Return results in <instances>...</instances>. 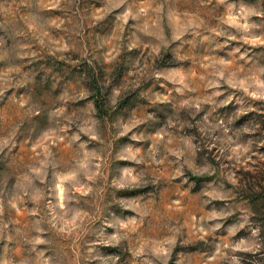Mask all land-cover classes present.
Segmentation results:
<instances>
[{
  "label": "rangeland",
  "instance_id": "1",
  "mask_svg": "<svg viewBox=\"0 0 264 264\" xmlns=\"http://www.w3.org/2000/svg\"><path fill=\"white\" fill-rule=\"evenodd\" d=\"M260 8L264 0H209L206 7L199 0H0V37L5 41L0 46V73L13 66L33 77L9 88L0 102V143L8 141L0 152V199L7 204L21 195L19 202L13 200L15 207L0 214V224H8L7 234L19 239L17 230L22 234L39 219L31 209L43 203L42 188L51 179L54 159L69 160L76 154L86 173L99 176L103 171V179L111 182L123 176L121 166H144L121 157L147 151L154 140H165L166 133L199 137L195 125L211 111L209 123L213 118L223 122L233 140L240 133L233 152L254 143L236 160H224L229 168L223 175L186 173L196 184L184 192L187 209L181 201L171 223L178 220L185 235L204 238L193 236L191 243H177L170 252L165 246L154 247L153 252L166 253L168 264H231L233 255L243 258L242 264H264V145L259 144L264 135V97L258 95L264 92V13L257 11ZM216 67L231 69L226 73L230 80L209 88ZM213 92L219 93L213 97L215 104L203 101ZM13 93L17 100L31 94L34 101L46 98L44 104L58 102L56 107L69 115L71 126L69 120L53 114L55 109L42 107L27 114L15 110ZM96 100L102 103L100 108ZM132 118L138 122L128 130ZM176 121L194 127L179 128ZM244 128L258 130L241 132ZM134 134L152 139H134ZM74 135L80 139L69 143ZM215 143L197 151V166H203L207 154L212 166L220 168L216 159L220 142ZM156 155L159 159L160 153ZM234 163L238 166L232 167ZM41 173L44 178H36ZM82 192L83 188L77 195ZM101 195L110 198L106 192ZM58 198L64 200L63 187ZM75 222V215L66 221ZM201 228L204 231L197 232ZM152 239H163L159 228L152 229ZM252 241L260 245L258 250L249 247ZM104 247L115 251L110 245ZM22 255L15 240H0V261L17 264Z\"/></svg>",
  "mask_w": 264,
  "mask_h": 264
},
{
  "label": "clouds",
  "instance_id": "2",
  "mask_svg": "<svg viewBox=\"0 0 264 264\" xmlns=\"http://www.w3.org/2000/svg\"><path fill=\"white\" fill-rule=\"evenodd\" d=\"M208 2L209 0H199V3L205 7ZM257 11L264 13V8ZM251 12L252 10H249L247 14L250 15ZM139 30L144 31L145 29L141 27ZM4 43V38L0 37V46H3ZM217 46L219 47V45ZM158 47L159 45L154 50H157ZM20 55H28V53H17V56ZM12 63H14V59ZM219 63L226 64L227 62L220 61ZM230 71L232 70L227 67H216L210 74L211 79L208 80L206 86L212 88L229 82L230 77L226 73ZM153 74L163 75V73ZM32 79V76L17 72L13 66L0 73V102L6 99L4 93L9 88H17ZM186 87L187 85H185ZM183 90V88L176 89L178 92ZM218 94V92H213L212 96L204 97L203 101L215 104L213 97ZM258 95L264 97V92H260ZM45 99L41 97L34 101L29 94L17 100L15 93L11 97V101L15 102L13 105L15 110L27 114L34 113L42 107L55 109L53 114H60L64 120H69L70 127V117L66 113H60L59 108L56 107L58 102L44 104ZM187 103L185 101V105ZM200 106V102L195 105L197 109ZM208 116H211V111ZM208 116L204 118L203 122H197L195 125L198 127L199 137L195 134L186 137L179 133L169 137L166 133L165 140H154L147 151L139 153L135 157H121L135 159L138 166H144H121L123 176L119 179H113L111 182L103 179V171H100L99 176H96L95 173H86L76 154H73L69 160L54 159L52 161L51 179L42 188V192L46 193L43 203L37 204L31 209L39 219L35 220L33 227L28 231L21 234L17 230L21 236L19 239L16 235L7 234V223L0 224V240H15L21 246L25 255L20 257L17 264H168V255L166 253H154V247L165 246L170 252L177 243L181 245L191 243L193 236L197 239L204 238L202 235H196V233L185 235L182 231L184 226L179 224L178 220L175 225L171 223L172 219L175 218L174 210L181 201L184 202L182 206L187 209L184 192L191 190L196 184V181L192 180L191 176L186 173L190 171L192 176H201L219 171L223 175L225 170L229 168L224 160H236L237 155L243 156L244 149L254 143V141H249L248 144L240 146L238 154L233 152V146L238 144L240 133H236L237 139L233 140L232 136L228 135L229 128L223 122L213 118V122L209 123ZM136 122L138 121L134 118L130 119L126 128L130 130ZM169 125H173L172 120H169ZM176 125L179 128L194 127L192 124L180 123L179 121H176ZM257 130L258 128H244L241 132H255ZM217 131L220 132V135H213ZM119 134L125 133L120 132ZM133 138L152 139L151 136H144L143 134L139 136L134 134ZM8 139L10 140L11 137ZM79 139V135H74L69 138V143H74ZM194 140L197 142L193 143ZM216 141L220 142L218 148L220 155L216 157L217 160H220V168L217 169L212 166L207 154H205L203 166H197L195 163L197 151L201 147H215ZM7 143L8 141L0 143V152L3 151L4 147H7ZM259 144L264 145V135L259 138ZM80 147L83 148L84 144L82 143ZM157 152L160 153L159 159L156 155ZM170 157H174V159H170ZM236 166L238 165L235 163L232 165V167ZM44 175L41 173L36 178L43 179ZM185 185H187L186 188ZM61 187L64 188L63 201L58 198ZM81 188H83V192L77 195V191ZM122 188L143 189V191L119 192L118 190ZM105 192L110 198L105 199L101 195ZM206 194L212 195L211 193ZM24 195L28 196L29 194L24 193ZM173 196L176 199H173ZM13 200L19 202L21 195L18 193L13 197ZM13 200H9L5 204L3 199H0V214L15 207ZM207 202L204 201V203ZM74 215L77 222L74 224L66 223V221L72 220ZM188 218L189 220L194 218L191 216V212H188ZM11 222L9 220V223ZM153 228H159L163 239H152ZM33 231L35 235L32 234ZM203 231L202 228L197 230V232ZM26 245H30V247H26ZM38 245H43V247L38 248ZM108 245L112 246L115 251L104 247ZM249 247L252 250H258L260 245L252 241ZM127 252H131V256H126ZM153 255L155 259L150 258ZM242 259L235 255L230 257L231 264H242ZM0 264H12V262L0 261Z\"/></svg>",
  "mask_w": 264,
  "mask_h": 264
},
{
  "label": "trees",
  "instance_id": "3",
  "mask_svg": "<svg viewBox=\"0 0 264 264\" xmlns=\"http://www.w3.org/2000/svg\"><path fill=\"white\" fill-rule=\"evenodd\" d=\"M94 80V79H93ZM95 84V83H94ZM99 91V89L97 88V92ZM102 103H100V101H98V100H96V106L98 107V108H100L102 105H101Z\"/></svg>",
  "mask_w": 264,
  "mask_h": 264
}]
</instances>
